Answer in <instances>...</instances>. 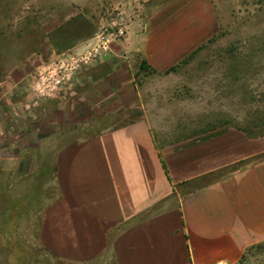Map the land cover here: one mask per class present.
<instances>
[{
	"label": "crops",
	"instance_id": "crops-1",
	"mask_svg": "<svg viewBox=\"0 0 264 264\" xmlns=\"http://www.w3.org/2000/svg\"><path fill=\"white\" fill-rule=\"evenodd\" d=\"M137 24H125L104 50L93 37L63 52L94 55L65 85V98L89 101L91 114L113 123L54 151L56 196L35 225L25 223L30 241L65 264H235L264 239V133L222 123L168 138L176 127L153 120L133 74L142 61L157 75L178 69L209 36L210 14L203 0H150ZM22 90L16 104L29 121L38 98L27 82ZM0 99L10 103V93ZM61 105L33 120L35 129L66 126Z\"/></svg>",
	"mask_w": 264,
	"mask_h": 264
},
{
	"label": "rangeland",
	"instance_id": "rangeland-1",
	"mask_svg": "<svg viewBox=\"0 0 264 264\" xmlns=\"http://www.w3.org/2000/svg\"><path fill=\"white\" fill-rule=\"evenodd\" d=\"M149 1L0 0V94L10 93V103L0 99V264H65L30 241L42 205L56 196L54 151L62 142L106 130L112 122L106 115L91 114L89 101L65 98V85L55 96L28 106L35 117L29 115L26 121L16 104L26 94L19 93L22 84L27 82L33 95L32 73L40 60L53 59V52L63 53L106 29H125L131 21L139 26ZM203 1L211 30L202 46L171 73L137 71V87L153 120L176 127L166 131L168 138L202 133L222 123L263 134L264 0ZM57 104L67 112L68 124L37 131L32 121L49 117L48 109ZM69 116L85 120L72 123ZM185 123L194 124L195 130L180 128ZM16 196L17 207L6 204ZM25 223L32 225L26 228ZM235 264H264V239Z\"/></svg>",
	"mask_w": 264,
	"mask_h": 264
},
{
	"label": "built area",
	"instance_id": "built-area-1",
	"mask_svg": "<svg viewBox=\"0 0 264 264\" xmlns=\"http://www.w3.org/2000/svg\"><path fill=\"white\" fill-rule=\"evenodd\" d=\"M124 34L125 31L122 28L101 31L94 37L95 47L104 50L107 44L121 38ZM60 54L35 67L29 83L34 97L45 99L55 96L71 80L80 64H86L88 59L94 58L93 54H85L83 56H75L70 53ZM216 264L226 263L218 261Z\"/></svg>",
	"mask_w": 264,
	"mask_h": 264
},
{
	"label": "trees",
	"instance_id": "trees-1",
	"mask_svg": "<svg viewBox=\"0 0 264 264\" xmlns=\"http://www.w3.org/2000/svg\"><path fill=\"white\" fill-rule=\"evenodd\" d=\"M1 56V55H0ZM1 60V59H0ZM145 68H147V66L145 65V62L144 61H142L141 63H140V69H142V70H144ZM172 69V68H171ZM170 69V70H171Z\"/></svg>",
	"mask_w": 264,
	"mask_h": 264
}]
</instances>
